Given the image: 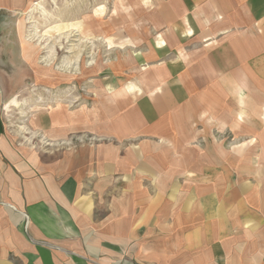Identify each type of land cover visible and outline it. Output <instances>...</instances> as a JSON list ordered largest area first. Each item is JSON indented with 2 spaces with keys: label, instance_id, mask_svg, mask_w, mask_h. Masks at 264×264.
<instances>
[{
  "label": "crops",
  "instance_id": "crops-1",
  "mask_svg": "<svg viewBox=\"0 0 264 264\" xmlns=\"http://www.w3.org/2000/svg\"><path fill=\"white\" fill-rule=\"evenodd\" d=\"M127 2L123 30L104 0H0V264H264V0ZM64 5L66 57L141 70L58 84L20 16Z\"/></svg>",
  "mask_w": 264,
  "mask_h": 264
},
{
  "label": "rangeland",
  "instance_id": "rangeland-1",
  "mask_svg": "<svg viewBox=\"0 0 264 264\" xmlns=\"http://www.w3.org/2000/svg\"><path fill=\"white\" fill-rule=\"evenodd\" d=\"M104 9L102 11V14L100 16L105 22L112 19V16L119 21V26L124 28L126 27L127 20L129 22H133V18L129 17L128 15V2L127 0H119L117 2H114L113 0H104ZM65 7V8H64ZM63 10L54 12L53 13H47L46 11H40V13H33L34 15L32 16V13L29 12L26 15L20 16V19H28V18H38L41 22V27L39 28V40L40 44H38V48L41 52H45V56L47 55V50L51 48L53 53L55 54L53 59H47V58H41L39 60V67L41 68H61V70L64 73H67L66 77L62 76V79L57 81L58 84H66L68 86H72V89H74V86H77V89H80L81 85L84 84H95V80L98 79H106L105 81L114 80L115 82H118L119 84H124L128 81V78H133L135 75L134 73L140 71V66L137 64L136 61H134V54L132 48H135L137 45H128V44H120L119 48H116L115 45L112 47L108 46L107 44H104V61L103 64H101V61H97L95 59H88L86 60L84 57L83 58H73L70 59L67 56H70L68 53L64 52H80V45H71V44H66L65 37L66 32L64 31L65 29L62 28H50L44 25H47L48 20H54L57 18V16L61 15V19L67 18L66 13H71L70 6H65L64 5ZM114 9V10H112ZM61 12V13H59ZM73 13V12H72ZM79 14V12H77ZM20 14H18L19 16ZM11 17L8 16L6 13L0 12V22L3 20H14L16 17ZM35 16V17H34ZM52 22V21H51ZM107 22V23H109ZM126 29V28H125ZM22 30V29H19ZM24 34H28L29 31L31 30L30 28L23 29ZM65 33V34H64ZM0 35L2 36H14L16 35V29L15 28H4L0 29ZM57 36L50 38L49 36ZM65 39V40H64ZM14 46V45H13ZM29 47H31L30 44H28ZM119 49V50H118ZM83 50V49H82ZM47 52V53H46ZM84 56V54H83ZM11 60H8V72L11 70L13 71V65H12ZM15 62V61H14ZM30 62V61H29ZM99 63L101 64V67H104V71L107 73L115 72L114 76H81L78 74H73L70 75L68 74L69 72L75 73L76 71L82 69V68H95L96 64ZM24 69L27 71L28 67H31V65L27 64V62H24ZM61 71V72H62ZM27 73V72H26ZM119 73V74H118ZM138 74V73H137ZM24 83H31V76L25 74L23 77ZM44 79L46 80L47 77L41 76L40 77V82H45ZM99 82V81H98Z\"/></svg>",
  "mask_w": 264,
  "mask_h": 264
}]
</instances>
